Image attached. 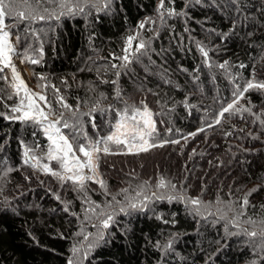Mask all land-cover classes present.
Listing matches in <instances>:
<instances>
[{
  "label": "trees",
  "instance_id": "trees-1",
  "mask_svg": "<svg viewBox=\"0 0 264 264\" xmlns=\"http://www.w3.org/2000/svg\"><path fill=\"white\" fill-rule=\"evenodd\" d=\"M160 4L99 0L58 20L6 17L14 58L29 84L57 115L78 121L79 143L111 134L126 104H146L156 124L154 142L162 146L132 155L111 144L117 154H99L107 194L92 181L78 192L71 181L31 167L35 161L23 163L30 146L39 164L60 171L43 158L49 142L39 125L0 115V264H69L70 258L76 264H264V90H250L236 104L248 111L218 115L246 81H264V0ZM44 7L61 11L46 3L39 9L44 15ZM129 35L137 37L134 54L122 67L115 57L124 55ZM140 41L146 47L135 52ZM25 55L39 62L22 63ZM55 90L75 116L60 107ZM14 91L0 78V113L19 103ZM144 196L150 199L142 208L129 206ZM108 214L113 219L104 229Z\"/></svg>",
  "mask_w": 264,
  "mask_h": 264
},
{
  "label": "snow or ice",
  "instance_id": "snow-or-ice-1",
  "mask_svg": "<svg viewBox=\"0 0 264 264\" xmlns=\"http://www.w3.org/2000/svg\"><path fill=\"white\" fill-rule=\"evenodd\" d=\"M111 0H106V3H110ZM199 2V0H197ZM46 3L55 4L61 11L57 13L54 9L50 10L47 7H44V13L47 15L41 14L40 7ZM99 0H0V72H3L4 69H10L11 79L14 81L12 87L14 88L13 95L19 97V103L15 107L9 108V114L0 113L4 115L5 119L8 120H18L21 122L31 121L34 124H37L43 130L47 140V152L45 157L49 161H56L59 165L60 171H53L48 164H39V160L34 155V148L30 146L24 147V164H29L30 161H35L31 164V167H39L45 174H51L58 180L62 182L71 181L76 185V191H86L87 181H92L100 185L102 189H105L107 194L106 183L100 179L99 169V159L100 153L102 152L105 155L117 154L110 148L111 144L122 145L126 152L123 154H132L137 155L141 152H147L152 147H158L154 142L156 133V124L152 119L153 113L149 110L146 104L143 107H137L135 105H125V108L122 110L120 119L115 124V130L111 134L102 137L99 140H92L88 137H85L89 140L87 144H81L78 142V136L76 135L74 125L78 123L75 121L70 123L68 119L65 118V113L63 111L59 112L58 115L55 112V109L48 101L47 97L43 94H34L32 93L23 79L21 78L19 72L17 71L16 66L13 64V57L17 54L16 48L13 43L10 42L12 33L7 30V25L5 23L6 17H15L18 20H30V21H44L48 19H59L61 15H74L76 12H84L86 7H97ZM164 0H161L159 8H163ZM75 9V11H74ZM99 10V9H98ZM159 10V9H158ZM169 11V15H171ZM145 22H141L139 25L140 29H144ZM136 36L129 35L126 40V47L123 49L124 55L120 57H115L116 59L122 60L124 63L121 65L126 66L129 62L130 56L134 53L132 51L133 41L136 40ZM16 42L20 40L19 36L15 37ZM146 47L144 41H140L135 45V52H140L141 49ZM201 53L207 58L208 53L204 50L203 47L200 48ZM27 60L30 63H38L37 59L28 57L25 55L24 59L21 62ZM227 61L219 66L225 68ZM113 68L117 65L113 64ZM243 67V65H240ZM5 78L6 77H0ZM44 79V77H41ZM264 90V81H257L255 79L246 81V86L238 88L233 93V101L227 103L226 107H223L219 112V117H224L225 113H233L234 111H248L249 109H236V104L239 103L240 99L244 98L245 93L250 90ZM57 92L58 103L61 108L72 112L71 107L64 102L63 97L59 96V90ZM21 92L23 95L21 96ZM120 96L119 91L117 92V97ZM12 96H9L11 99ZM143 103V102H142ZM43 105V106H41ZM6 107H8L6 105ZM47 109L48 111H45ZM95 111V109H93ZM19 113V115H16ZM72 115L75 116L76 113L72 112ZM50 116H54V119H50ZM217 124L220 123V119H216ZM63 129H73V131L65 134L62 132ZM195 135V134H193ZM153 141V142H150ZM172 143H178V141H172ZM170 183V182H169ZM157 187H165L164 179H160ZM175 188V185H172ZM127 192V189L122 190ZM144 186H140V190L136 192V196L139 197L143 194ZM253 191H256L253 189ZM252 193L249 192L248 195ZM176 197H168V199H175ZM183 199V197H179ZM57 199L59 197L57 196ZM87 200V197H85ZM150 198L144 196V199L139 203L132 202L135 200L133 197L129 200V206L133 209L138 207H143L144 200H149ZM115 200V196H113ZM192 205H199L200 201L198 199H192L190 201ZM88 203L91 204V201L88 200ZM244 204H248L247 196L244 199ZM99 207V205H96ZM94 211V209H92ZM65 211H68L67 206ZM88 211V209H85ZM121 212L125 211L124 207H121ZM99 215H103L100 213ZM113 216L111 214L107 215V218L104 219L102 227L107 229L109 227L110 221H112ZM252 223V221H250ZM264 224V220L261 221ZM251 237H256V232L247 233ZM261 237H264V230L259 234ZM104 238V233L99 234V239ZM84 239H88L87 236ZM78 252V249H73V254L75 255ZM69 264H76L73 259H69Z\"/></svg>",
  "mask_w": 264,
  "mask_h": 264
},
{
  "label": "rangeland",
  "instance_id": "rangeland-1",
  "mask_svg": "<svg viewBox=\"0 0 264 264\" xmlns=\"http://www.w3.org/2000/svg\"><path fill=\"white\" fill-rule=\"evenodd\" d=\"M10 42H11V38H10ZM13 64L16 66L17 71L19 72L21 78L23 79V81L27 85L28 89L34 94H41V93L38 92V90L35 87H33L32 85L29 84L27 71L25 70L23 65L18 60H16L14 57H13ZM3 74L6 77L7 83L12 87V84L14 83V81L11 79V71H10V69H5L3 71ZM41 106H43V105H41ZM45 111H48V110L45 109ZM50 119H53V118L50 116Z\"/></svg>",
  "mask_w": 264,
  "mask_h": 264
}]
</instances>
